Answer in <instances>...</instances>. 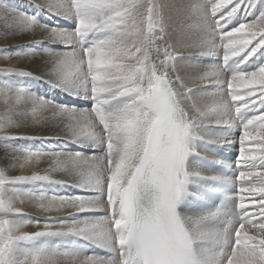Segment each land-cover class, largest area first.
<instances>
[{
    "label": "snow or ice",
    "instance_id": "snow-or-ice-1",
    "mask_svg": "<svg viewBox=\"0 0 264 264\" xmlns=\"http://www.w3.org/2000/svg\"><path fill=\"white\" fill-rule=\"evenodd\" d=\"M34 7L35 15L12 10L15 25L21 34L40 30L43 39L0 48L4 61L47 56L52 64L40 75L0 67V264H264V0ZM41 13L68 26L41 23ZM213 58L215 67L181 75L183 61ZM33 82L78 103L34 92ZM29 110L34 124L36 114L51 113L69 139L43 149L36 141L47 138L10 131ZM233 128L236 174H211L223 162L202 150L233 147L219 135ZM44 157L51 163L43 171L12 174ZM18 202L71 211L47 217L44 230L21 232L41 221ZM93 247L105 255H86Z\"/></svg>",
    "mask_w": 264,
    "mask_h": 264
},
{
    "label": "bare ground",
    "instance_id": "bare-ground-1",
    "mask_svg": "<svg viewBox=\"0 0 264 264\" xmlns=\"http://www.w3.org/2000/svg\"><path fill=\"white\" fill-rule=\"evenodd\" d=\"M35 1L36 3H34ZM22 2H25V0L21 1H14V0H2L0 1V48L8 47L10 50H14L15 46L18 44L26 43L28 40L32 39H43L44 33L40 30H36L32 33H18V30L15 25L14 20V13L12 10H15L16 12H23L25 14H28L29 12H32L33 10L35 13L37 12L34 5L36 4H42L44 0H30L27 4L23 5ZM171 2H181V0H171ZM32 12V15L34 13ZM174 12V10H173ZM37 14V13H36ZM30 15V13L28 14ZM241 16H243V13H241ZM39 19L41 23H47L50 26H60V27H67V23L63 21L62 19L56 18V17H50L44 13L39 14ZM57 51H70V48H64L60 45L54 46ZM182 54L187 57L192 54L191 50H183ZM196 55H199L197 52ZM49 60L47 56H44L42 59H37L36 63H28L24 61H4L3 59H0V67H23L26 70L34 71L37 75H40L42 73H47L52 69L51 63H46ZM216 66L215 59L211 60H205L203 63H201L199 60L195 61H189L185 60L182 62L181 65V75H187L189 73H194L196 71H205L207 69H210L212 67ZM45 79H49L48 75H45ZM208 81H197L196 83H192L191 81L188 82L189 87H200L205 84H207ZM31 89L34 92L47 95L48 97L52 98L54 97L57 102H62L65 104L71 105L73 102L78 103L72 100L71 97H68L64 95V99L59 101L56 98L59 95H62L59 91H54L52 88H50L47 84L40 82L35 83L33 82L31 85ZM4 105H3V97L0 96V112L3 111ZM33 114L31 110L28 111L27 120L23 124V126L19 129H11L10 131L13 132H20L24 135L28 136H35L40 138H47L43 144L40 143V141H36V147H40L43 149H53L58 148L59 145L57 144V141H63L69 139L68 134L66 130L60 126L57 125V121L53 120L51 117V113H39L35 115V119L41 121L39 124L33 123ZM220 136H227L228 139L235 141V144L233 147H222L227 150H231L235 152L236 156L239 153V129L233 128L228 132H222L219 133ZM221 147L220 145H214ZM246 148H255L256 144L246 142L245 143ZM86 154H91L86 153ZM202 154L204 155H215L213 150L210 149V147L205 148L202 150ZM258 154V153H257ZM51 163V160L48 157H44L40 160L39 163H32V164H26L24 167L17 166L15 169L12 170V174L15 175H30L33 171H43L44 169L48 168ZM57 179H68L67 177L63 176L62 174H54ZM60 195H76L79 194L75 189H61L59 191ZM17 207L22 208V210L33 219H38L41 221V223L37 226L36 224H29L26 225L21 229V232H35L38 230H44L45 228V220L47 217H60L63 218L68 215V212L71 211L70 209H65L61 211H54L51 213H43L41 212L35 204L27 203L20 204L17 203ZM197 211H211V210H197ZM103 212L95 213L94 215H103ZM194 214V213H189ZM86 215V214H81ZM91 215V214H88ZM57 227L59 225H56ZM91 249L86 250V255H91L92 253ZM61 264H64L62 261Z\"/></svg>",
    "mask_w": 264,
    "mask_h": 264
},
{
    "label": "rangeland",
    "instance_id": "rangeland-1",
    "mask_svg": "<svg viewBox=\"0 0 264 264\" xmlns=\"http://www.w3.org/2000/svg\"><path fill=\"white\" fill-rule=\"evenodd\" d=\"M0 1H2V0H0ZM14 1H19V0H14ZM21 1H23V0H20V3H21ZM29 1H30V0H25V2H22V4L25 5V4H27ZM33 2L36 3L35 1H33ZM0 6H2V5H0ZM33 11H34V10H33ZM33 11H32V12H33ZM32 12H29L30 15H32ZM29 13H28V14H29ZM36 13H37V12H36ZM36 13H35V11H34L33 15H35ZM64 95H65V94H64ZM64 95H60L58 98H59L60 100H63V96H64ZM23 232H24V231H23Z\"/></svg>",
    "mask_w": 264,
    "mask_h": 264
}]
</instances>
